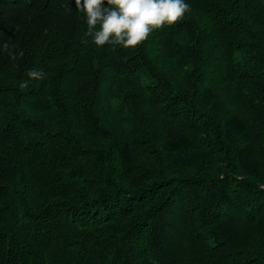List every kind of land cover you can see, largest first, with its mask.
<instances>
[{
    "label": "trees",
    "instance_id": "1",
    "mask_svg": "<svg viewBox=\"0 0 264 264\" xmlns=\"http://www.w3.org/2000/svg\"><path fill=\"white\" fill-rule=\"evenodd\" d=\"M185 3L113 50L0 0V264H264V0Z\"/></svg>",
    "mask_w": 264,
    "mask_h": 264
},
{
    "label": "clouds",
    "instance_id": "2",
    "mask_svg": "<svg viewBox=\"0 0 264 264\" xmlns=\"http://www.w3.org/2000/svg\"><path fill=\"white\" fill-rule=\"evenodd\" d=\"M77 10L86 17V36L92 38L96 46L109 45L135 48L146 41L153 30L165 25H175L178 20L191 11V5L185 0H73ZM9 57L15 61L18 57L13 51L14 45L3 43ZM23 56V52H20ZM41 70L29 69L28 80L22 81L21 89L28 87L31 80L44 78ZM264 189V184L260 185Z\"/></svg>",
    "mask_w": 264,
    "mask_h": 264
}]
</instances>
